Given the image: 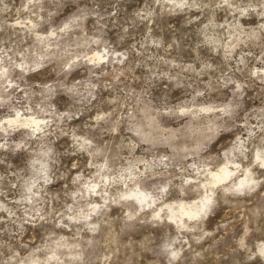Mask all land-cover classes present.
Here are the masks:
<instances>
[{
  "label": "rangeland",
  "instance_id": "1",
  "mask_svg": "<svg viewBox=\"0 0 264 264\" xmlns=\"http://www.w3.org/2000/svg\"><path fill=\"white\" fill-rule=\"evenodd\" d=\"M0 68V264H264V0H0Z\"/></svg>",
  "mask_w": 264,
  "mask_h": 264
},
{
  "label": "bare ground",
  "instance_id": "2",
  "mask_svg": "<svg viewBox=\"0 0 264 264\" xmlns=\"http://www.w3.org/2000/svg\"><path fill=\"white\" fill-rule=\"evenodd\" d=\"M101 57L98 55V58H101ZM21 117L22 116H20L19 113L16 112L14 114V117L13 118L11 117L7 121H8V123L9 122H11V123L15 122L16 125H17V123H19V125L21 124L23 126L24 125L28 126V124H33V125L37 126L39 121H40V120L34 119L32 117L25 118L26 117L25 115H24V119L21 118ZM256 153L257 152H255V154ZM256 156H257L258 159H260V161H262V163H264V155H260L259 153H257ZM239 167H240V164H239L238 161H235V160L231 159L230 157H227L226 163H224L217 171H209L208 174L211 176V178H209L210 180L209 179H207V180L209 181L210 184L214 185L216 183L224 182L225 180H227L229 178H232L233 176H237V178H238L237 185H239V186H243V185L248 184L249 182L253 181V178L250 177L248 174H246L247 173L246 172L247 168L241 169ZM240 170H243V172L245 173V175L243 177L242 176L239 177L237 175V172H239ZM209 190L211 191V188ZM132 194L137 198L136 200H139V201L142 200V199H145L147 197V195H148L146 192H143L141 189L132 191ZM209 201H211V196L208 194L207 196H205L204 201L202 200L200 202L201 203V205H200L201 207L197 206L196 204H192V205L190 204L189 205V203L187 204V203H184L183 201L179 202L178 205H177V208H175V211L171 210L172 211V215L170 216V219L174 220L173 222H176V223H180L181 222V224H182L183 223V216L191 217V218L192 217H196L202 207L208 206L207 204H209L208 203ZM262 250H264V248H262Z\"/></svg>",
  "mask_w": 264,
  "mask_h": 264
}]
</instances>
